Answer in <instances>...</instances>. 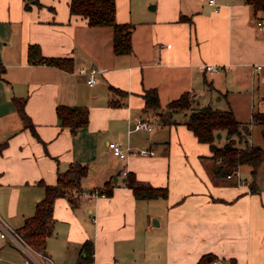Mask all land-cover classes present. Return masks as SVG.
<instances>
[{
	"label": "crops",
	"instance_id": "obj_1",
	"mask_svg": "<svg viewBox=\"0 0 264 264\" xmlns=\"http://www.w3.org/2000/svg\"><path fill=\"white\" fill-rule=\"evenodd\" d=\"M115 0L118 22L132 25L131 51L115 54L112 28L90 26L72 15L69 0H0V217L17 228L73 163L87 166L77 204L54 199L52 232L44 251L57 264H77L86 239L97 264H197L203 255L223 264H264V161L252 174L239 166L253 190L214 172L208 143L183 123L189 110L159 123L158 112L184 91L192 108L231 109L249 125L248 143L264 147V18L247 0ZM29 44L43 56L69 58V69L31 63ZM215 64L218 70H208ZM260 66L256 69V66ZM98 70L89 85L80 69ZM110 86L118 88L112 94ZM155 89L159 108L146 107ZM24 110L25 126L14 103ZM58 104L82 105L87 124L71 132L59 124ZM137 119L152 129L127 132ZM226 140L221 133L220 144ZM130 146L122 159L108 148ZM244 145V143H243ZM137 148L153 154L141 155ZM166 187L165 197L136 198L125 184ZM251 184V185H252ZM251 187V186H250ZM104 188V195L83 191ZM82 193V194H81ZM17 254V260L11 254ZM22 253L0 239V263L19 264ZM89 264V263H84Z\"/></svg>",
	"mask_w": 264,
	"mask_h": 264
},
{
	"label": "trees",
	"instance_id": "obj_2",
	"mask_svg": "<svg viewBox=\"0 0 264 264\" xmlns=\"http://www.w3.org/2000/svg\"><path fill=\"white\" fill-rule=\"evenodd\" d=\"M29 2L39 4L38 0H25V6ZM254 11H260L264 15V0H247ZM69 11L72 15H78L86 19L90 26H109L112 28V49L115 54H126L131 51V30L132 25L126 22H118L115 15V0H69ZM27 58L31 63L44 62L59 68L69 69V58L43 56L36 44H29L27 48ZM112 94L120 91L118 88L110 86ZM146 107L159 108L160 104L156 90L146 89L143 92ZM18 112L25 126L34 131L29 116L24 110V99H15ZM193 94L184 91L177 99L170 101L164 109L158 112L159 123H174L172 116L179 110H189L183 123L192 131L198 141L208 143L215 161L214 172L218 176H225L233 172L237 167L247 164L251 167L252 174L264 161V147L250 145L248 143L249 125L238 121L231 109L221 110L205 105L200 108H192ZM55 113L59 124L69 128L74 132L76 128L84 126L88 121V110L82 105L58 104ZM253 121L261 124L262 135L264 137V113L254 112ZM225 133L226 140L219 143L220 139L216 133ZM235 137L240 144L236 145ZM6 141L0 142V150L5 146ZM87 166L81 163H73L66 170L57 173L54 184H42L44 188L43 197L36 203L32 215L26 217L15 230L34 248L44 251L48 236L52 232V209L56 197L69 196L72 205L77 204V196H72V191L79 193L82 188L81 178L86 174ZM125 184L131 188L136 198L150 199L165 197L166 187L152 186L142 183L135 176L127 172ZM253 184L251 188L253 190ZM104 191V190H103ZM105 193V191H104ZM93 243L86 239L83 241L77 264L89 263L92 260ZM209 255H203L197 264H209L212 261Z\"/></svg>",
	"mask_w": 264,
	"mask_h": 264
},
{
	"label": "built area",
	"instance_id": "obj_3",
	"mask_svg": "<svg viewBox=\"0 0 264 264\" xmlns=\"http://www.w3.org/2000/svg\"><path fill=\"white\" fill-rule=\"evenodd\" d=\"M209 3L216 5L217 3L214 0H208ZM258 24L264 27V18L258 21ZM205 68L208 70H218V66L215 64H206ZM260 66H256V69H259ZM81 74L86 75V81L89 85H92L96 81V74L98 70L94 67L89 69H80ZM145 129L147 131L152 129V125L145 120L137 119L131 125H129L127 132L130 133L135 130ZM108 148L111 150L112 154L125 159L128 157L131 152V147L122 145L116 141L108 142ZM136 152L141 155L153 154L154 151L149 148H137ZM228 179H233L237 185L251 188L252 180L245 179L242 177L239 167H237L233 172L227 173L225 175ZM104 188H95L88 191H83V195H104ZM81 193V194H82ZM0 239H5L11 242L16 248L22 253V258L19 264H57L54 259L47 254L45 251L38 250L29 244L22 236L10 226L4 219L0 217ZM89 264H97L95 259H92ZM112 264H119L117 260H114ZM209 264H223L221 258L213 259Z\"/></svg>",
	"mask_w": 264,
	"mask_h": 264
},
{
	"label": "rangeland",
	"instance_id": "obj_4",
	"mask_svg": "<svg viewBox=\"0 0 264 264\" xmlns=\"http://www.w3.org/2000/svg\"><path fill=\"white\" fill-rule=\"evenodd\" d=\"M235 140H236V145H238V146H244L243 145V142L240 144V142L238 141L239 139L237 138V137H235ZM11 256L12 257H14L13 259H15V260H17V261H15V262H17L18 263V257H17V254H15V252L13 253V254H11ZM1 264V263H0Z\"/></svg>",
	"mask_w": 264,
	"mask_h": 264
},
{
	"label": "water",
	"instance_id": "obj_5",
	"mask_svg": "<svg viewBox=\"0 0 264 264\" xmlns=\"http://www.w3.org/2000/svg\"><path fill=\"white\" fill-rule=\"evenodd\" d=\"M216 137H217L218 139H220V138H221V133H220V132H217V133H216Z\"/></svg>",
	"mask_w": 264,
	"mask_h": 264
}]
</instances>
